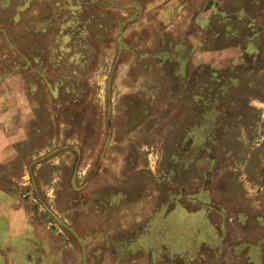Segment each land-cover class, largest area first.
<instances>
[{
  "label": "rangeland",
  "instance_id": "374dc122",
  "mask_svg": "<svg viewBox=\"0 0 264 264\" xmlns=\"http://www.w3.org/2000/svg\"><path fill=\"white\" fill-rule=\"evenodd\" d=\"M9 212L19 264H264V0H0Z\"/></svg>",
  "mask_w": 264,
  "mask_h": 264
},
{
  "label": "crops",
  "instance_id": "0c3cea01",
  "mask_svg": "<svg viewBox=\"0 0 264 264\" xmlns=\"http://www.w3.org/2000/svg\"><path fill=\"white\" fill-rule=\"evenodd\" d=\"M4 223H5L4 224L5 233H4V239L2 240V242H0V247L1 246L4 247V245L7 244L10 245L15 251V257L13 258V261H9V263H5V264H19V262L16 261L17 258L20 256V255L18 256V248H15L12 243L15 242V240H17V238H15L16 236H20V237L22 236L23 238H25L26 232L29 233V227H27L28 225L26 226L25 216L24 214H21V212H9L4 217ZM22 242L23 241H20L21 245H19L21 252H23V247H21ZM27 259L29 258L23 259V264H30L29 260ZM0 264L2 263L0 262Z\"/></svg>",
  "mask_w": 264,
  "mask_h": 264
},
{
  "label": "trees",
  "instance_id": "16d2710c",
  "mask_svg": "<svg viewBox=\"0 0 264 264\" xmlns=\"http://www.w3.org/2000/svg\"><path fill=\"white\" fill-rule=\"evenodd\" d=\"M204 218H205V220L207 219L205 215H204ZM206 221H207V220H206Z\"/></svg>",
  "mask_w": 264,
  "mask_h": 264
}]
</instances>
